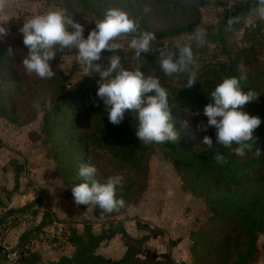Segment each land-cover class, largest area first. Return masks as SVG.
Segmentation results:
<instances>
[{"label":"trees","instance_id":"16d2710c","mask_svg":"<svg viewBox=\"0 0 264 264\" xmlns=\"http://www.w3.org/2000/svg\"><path fill=\"white\" fill-rule=\"evenodd\" d=\"M51 1L61 4L70 12H73L75 7H81L84 12L94 13L100 19H103L108 8L123 7L140 24H147V18L139 14L141 6L138 11H134L127 0ZM158 1L164 3L162 14L169 20L178 22L162 31H151L158 39L193 32L201 20L202 8L209 2V0ZM13 48L22 56L27 55L28 50L22 41L17 40ZM177 50V47H174L167 51ZM245 52L248 53L250 50ZM196 53L197 51H194V54ZM7 55V50L0 53V66L4 67ZM109 55L111 53L105 50L102 53V60ZM140 59L144 64L137 68H140L145 76L154 71V75L160 78L162 86L169 92L172 121L179 134V140L175 143L169 141L144 144L135 135L138 119L132 110H126L121 124L110 123L105 108L94 106L91 92L95 87L90 90L91 88L87 87L90 80H87L86 88L83 84L80 90L70 97L61 96L54 111L46 114L44 132L46 141L52 147L49 154L58 163L53 175L62 180L68 188L74 183H80L79 167L85 160L91 159L94 149L110 154L126 170L130 179L131 172L141 173L146 170V159L149 154L155 152V145L174 163L177 172L182 176L184 189L196 197L203 198L210 208L209 222L191 236L193 264H254L259 254L258 240L260 235L264 234V151L260 148L261 139L264 137V66H258V59L250 60L249 56V65H256L257 70L255 73H245L247 81L241 82L245 91L252 89L259 95L257 99L247 104L253 105V115L259 116L262 123L254 131L252 150L244 157H240L222 145H217L210 153H204L192 146L176 125V118L182 110L204 109L211 102L208 94L222 82L223 78L240 76L241 72L235 63H214L199 70L195 69L197 82L191 88H187L186 74L181 75L179 87L169 84L167 78L159 74L161 71L159 54H149ZM51 63L56 72L52 80L57 90L62 92L64 86L61 70L55 61ZM5 99L3 97V104ZM234 147L236 145H233ZM257 149L261 151L260 155L256 154ZM215 152L223 154L227 162L218 165L214 159ZM135 184L130 180L128 186L117 189L118 197L128 201L129 193ZM127 207L126 203L125 208L118 214L125 213ZM99 212L101 209L96 211Z\"/></svg>","mask_w":264,"mask_h":264},{"label":"rangeland","instance_id":"374dc122","mask_svg":"<svg viewBox=\"0 0 264 264\" xmlns=\"http://www.w3.org/2000/svg\"><path fill=\"white\" fill-rule=\"evenodd\" d=\"M8 0L7 9L10 11L4 16H0V24L10 29V34L6 42H0V53L3 50L13 49L12 54L7 55V61L4 67L0 66V115L5 119L4 122H10L12 127L18 131L27 134L29 141L27 146L33 144L37 147L40 155H44L48 160V166L58 168V163L51 158L49 151L51 145L46 141L47 137L44 132L45 117L47 113L54 111L57 100L64 96L66 98L78 92L81 85L90 80L88 88L95 87L92 94V101L99 103V106L105 108L102 101L96 96L98 75H85L86 66L79 65L76 62V52L74 49L66 52L62 57L58 56L55 60L56 65L61 70L63 91L60 92L55 86L54 80L41 79L35 74L29 75L23 67L22 56L13 46L17 40L22 41V35L18 28L22 26L24 19L31 18L34 15L46 13L53 10H63L66 15L73 16L85 27V37L95 27V24L101 19L94 13H86L81 7H75L73 12L63 8L61 4L51 0ZM134 11L141 10L139 14L147 18V24L139 23L131 13L126 11L130 17L136 21L139 31H162L177 21L166 18L161 10L163 2L158 0H127ZM253 6V0H209L207 5L202 8V15L199 25L206 29V42L203 47H197L195 42L190 40L194 35L193 32H187L173 38H156L151 44L149 53L143 54L142 57L161 51H167L170 48L192 43L195 58V69L214 63H235L238 71L241 73H255L256 65H249L248 60L257 58L258 66H264V20L253 17L254 25L246 26L243 24L234 25L231 30L227 29V19L229 16L247 15L249 9ZM117 8V7H110ZM121 10L125 11L123 7ZM133 34L122 35L117 38L122 48L118 55L122 58V63L126 68L132 69L142 66L144 61L141 59L133 60L134 50L129 46ZM250 50V52H245ZM248 54V56H247ZM106 63V59L101 60ZM154 75V71L149 75ZM167 78V82L173 86H181L182 74L166 76L162 71L159 73ZM7 76V77H5ZM7 78V80H5ZM3 97L5 103L3 104ZM77 104H79L77 102ZM203 110L184 109L176 118L178 126L184 138L195 148L210 153L218 145L216 142V130L210 127L207 131L198 130V124L201 121L207 123V117L203 115ZM243 110L253 115V105L246 104ZM138 119V111L135 112ZM210 136L213 140V147L209 148L203 143L204 136ZM260 148L264 151V137L261 139ZM155 152L149 154L146 159V170L141 173L131 172L130 179L125 169L117 163L114 158L105 151L92 150L93 154L90 160H85L83 164L95 165L97 168L96 179L104 182L107 177L112 175H121L123 177V186H128L130 180L136 183L130 191V199L125 201L128 207L136 208L140 205H148L151 210H164L168 206H183L185 217H192L193 230L190 235L199 232L209 222L211 212L209 205L203 198L196 197L190 191L184 189L182 176L177 172L174 163L166 158L163 152L154 145ZM58 176V175H57ZM58 179V178H57ZM60 180V179H59ZM68 197L73 199L71 188L60 180ZM118 189H123L118 188ZM74 200V199H73ZM81 209H89L90 212L98 215L99 220H109L116 218L117 212L111 214L105 213L100 208L93 205H80ZM134 211H136L134 209ZM109 218V219H108ZM190 236V237H191ZM192 241V237L190 238ZM189 263L193 264L192 244L190 245ZM258 260L254 264H264V234L260 235L258 240Z\"/></svg>","mask_w":264,"mask_h":264},{"label":"clouds","instance_id":"9594fccd","mask_svg":"<svg viewBox=\"0 0 264 264\" xmlns=\"http://www.w3.org/2000/svg\"><path fill=\"white\" fill-rule=\"evenodd\" d=\"M8 0H0V12H3ZM253 17L264 20V0H253V6L247 15L229 16L227 29L234 25L252 26ZM22 42L27 48L23 59V67L31 75L41 79H51L56 76L52 61L62 57L69 50L76 52V62L86 66L85 75L99 76L96 96L105 106L108 120L119 125L125 118L126 110L138 111L136 137L144 144L175 143L179 134L174 128L169 106V92L162 86L160 78L148 75L140 68H126L120 55L115 54L122 44L116 42L122 35H132L130 47L134 50L133 60L140 59L149 53L151 44L156 39L155 33L139 31L135 20L120 8H108L103 19L85 37V27L73 16L66 15L63 10H53L24 19L18 28ZM194 35L190 40L197 47H203L206 42V29L196 25ZM10 29L0 24V42H6ZM177 51H161L159 68L166 76L175 74L187 75V88L197 82V71L194 68L195 58L192 43L177 45ZM108 51L111 55L103 57L106 63H101L102 53ZM13 49L9 46L8 53ZM93 75V76H95ZM242 81H247V75L230 76L222 79L209 95L210 101L203 110L207 123L198 124V130L207 131L214 127L216 142L224 148L231 149L234 155L244 157L251 151L254 144V131L261 125L259 116L251 115L243 110V106L259 97L252 89L245 91ZM94 106L99 107V103ZM203 143L213 147L212 137L205 135ZM233 145L236 147L233 148ZM261 151L257 149L256 154ZM214 159L218 165L226 163L223 154L215 152ZM95 165L82 164L78 176L80 183L71 187L74 203L80 205H95L103 212L111 214L120 212L126 203L118 197L117 189L123 187V177L112 175L104 182L98 181Z\"/></svg>","mask_w":264,"mask_h":264},{"label":"crops","instance_id":"0c3cea01","mask_svg":"<svg viewBox=\"0 0 264 264\" xmlns=\"http://www.w3.org/2000/svg\"><path fill=\"white\" fill-rule=\"evenodd\" d=\"M9 12L6 6L0 16ZM4 120L0 115V229L10 225L7 236L16 249L58 225L66 232L61 246L41 242L24 264H190L192 217L182 205L164 212L140 205L99 220L67 196L45 156L27 146V134ZM0 264H10L1 250Z\"/></svg>","mask_w":264,"mask_h":264},{"label":"built area","instance_id":"2783aa9c","mask_svg":"<svg viewBox=\"0 0 264 264\" xmlns=\"http://www.w3.org/2000/svg\"><path fill=\"white\" fill-rule=\"evenodd\" d=\"M9 229L10 225L0 229V250L10 264H24L23 257L41 242L54 247L61 246L65 242V227L58 225L56 230L39 234L28 241L21 249H16L8 240Z\"/></svg>","mask_w":264,"mask_h":264},{"label":"water","instance_id":"95a60500","mask_svg":"<svg viewBox=\"0 0 264 264\" xmlns=\"http://www.w3.org/2000/svg\"><path fill=\"white\" fill-rule=\"evenodd\" d=\"M89 264H92V263H89ZM182 264H186L185 262H183Z\"/></svg>","mask_w":264,"mask_h":264}]
</instances>
